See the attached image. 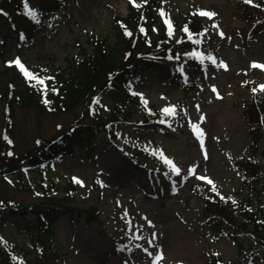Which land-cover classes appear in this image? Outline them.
Here are the masks:
<instances>
[{
  "label": "rangeland",
  "instance_id": "obj_1",
  "mask_svg": "<svg viewBox=\"0 0 264 264\" xmlns=\"http://www.w3.org/2000/svg\"><path fill=\"white\" fill-rule=\"evenodd\" d=\"M165 1L161 7L165 15L160 17L166 20L184 15L182 11L187 15L216 13L213 18L200 15L202 65L185 67L183 80L173 81L144 67L124 90L102 89L90 102L106 124L88 148L77 146L50 167L27 170L17 181L10 174L0 179V200L26 204L38 199L26 189L27 182L35 186L42 178L58 196L66 194L63 187L71 179L83 182H76L74 201L62 209L51 230L50 247L57 256L47 250L48 257L42 261L30 236L14 225H0V238L18 248L27 263L157 264L162 253L158 264H211V255L218 251L224 264H264V248L256 250L254 236L247 230L233 232L226 227L215 239L204 215L205 196L215 193L233 201L247 195L253 208H264V171L254 177L257 183L246 181L238 168V162L249 159L264 166V135L252 153V127L244 116L254 94L264 97L259 90L264 85V69L252 67L253 63L264 65V0ZM37 3L55 6L52 0ZM131 4L130 0H68L55 16L37 26L31 38L25 36L21 42L16 33L29 30L32 21L20 18L15 29L0 19L9 45L3 58L9 62L16 58L39 78L55 75L71 63L83 62L85 53L93 52L92 38L102 36L114 42V12L126 15ZM1 58L0 52V70ZM1 84L6 85L3 80ZM4 107L0 97V136ZM82 108L54 114L17 106L16 128L10 130L14 149L21 153L38 139L54 137L60 128L71 125ZM166 108H174L175 114H166ZM94 118L86 116L85 121ZM165 158L180 169L179 174ZM93 207L96 216L88 217L86 211ZM27 217L34 216L29 213ZM230 232L246 251L240 252ZM48 237L45 233L43 239Z\"/></svg>",
  "mask_w": 264,
  "mask_h": 264
},
{
  "label": "trees",
  "instance_id": "obj_2",
  "mask_svg": "<svg viewBox=\"0 0 264 264\" xmlns=\"http://www.w3.org/2000/svg\"><path fill=\"white\" fill-rule=\"evenodd\" d=\"M37 2L39 0H27V2L26 0H0V19H6L9 27L12 26L15 29L20 18L26 19L27 22L32 21V27L30 26L29 30L22 34L16 33L18 38L29 37L37 30V26L56 14L59 7L67 0H52L55 6ZM164 2L165 0H146V3H138L140 7L130 5L127 15L114 12L112 25L114 34L117 36L116 40L112 42L109 38L105 39L106 37L102 36L92 38L93 52L91 54L85 53L86 48L82 43V52L85 53L84 61L81 63L76 61L66 70L42 77L44 85L18 72L15 63L4 61L8 62V65H5L0 72V80L6 84L5 87H2V84L0 86V97L5 106V122L0 136V179H5L7 173L16 175L18 179L27 168H48L59 156L74 152L75 146L88 148L90 143L96 140L97 132H101L106 124L102 122L105 117H101L98 108L90 102L102 89L111 87L124 90L131 85L138 71L144 67L155 71L162 78L173 81L175 78L183 80L184 67L198 69L202 65L205 57L199 53V42L203 37L200 38L198 35L202 33L203 21L198 14L184 13L182 15V13V16H174L170 34L168 25L160 17L161 12H159ZM29 8L38 13L35 20L27 14ZM258 10L261 9L258 8ZM185 27L188 29L187 33L184 31ZM1 32L2 30H0V41H2L0 52L3 56L9 45L6 44V37ZM189 33H191V39ZM9 75L13 77L9 79ZM80 105L83 108L68 128H60L54 137L36 140L34 145L21 153L14 149V138L10 130L16 128L17 106L24 110L34 109L37 113L57 114L74 110ZM246 106L244 116L252 127L251 149L252 153H255L264 135V97L254 94ZM97 114L99 117L95 119ZM86 116H93V122L85 121ZM263 167L254 159L238 162V168L242 176L245 174L246 181L255 179L257 183L260 182L254 177L263 173ZM26 186V189L33 190L29 183ZM39 186L41 187L36 194L37 201L26 204L8 199L0 200V224L15 225L21 232L31 235L33 244L40 245L39 252L42 260L48 257L45 252L50 250V245L43 239L45 231L50 230L57 223L56 221L63 214L62 209L70 208L67 204L74 201L75 186L72 181L67 183L66 195L61 197L52 194L51 186L43 184V181ZM252 201L247 195L239 201L225 198L219 193L205 196V223L213 237L218 239L226 227L233 228V232L245 229L254 236L256 250H262L264 248V208H253ZM29 213L34 215L33 219H28ZM87 216L92 218L96 216L94 207L87 209ZM233 232L229 235L237 243L240 251H244V246ZM40 234L43 236L40 237ZM210 258L211 264H223L221 255L217 251ZM20 262L29 264L10 244L0 242V264H19ZM35 264H43V262Z\"/></svg>",
  "mask_w": 264,
  "mask_h": 264
},
{
  "label": "snow or ice",
  "instance_id": "obj_3",
  "mask_svg": "<svg viewBox=\"0 0 264 264\" xmlns=\"http://www.w3.org/2000/svg\"><path fill=\"white\" fill-rule=\"evenodd\" d=\"M26 2H27V0H26ZM130 2H132L133 5L136 6V7H140V6H141V5H137L136 2H135V0H130ZM145 3H146V0H145ZM245 3H252V0H245ZM257 6H258V5H257ZM27 14H28L31 18H33L34 20H35V19L37 18V16H38V13H37L34 9H31V8H29ZM198 14H199V15H202V16H207V17H209V18H213V17L216 15V13H213V12H206V11H201V12H199ZM161 15L163 16V15H165V14H164L163 12H161ZM165 23L168 25L169 33L171 34V30H172L171 21H170V20H166ZM214 27H218V25H214ZM141 31H144V30L141 29ZM184 31H185L186 33L188 32L187 27L184 28ZM126 34H127V35H131V33H126ZM219 34H220L222 37H223V35H224L223 32H220ZM189 38L191 39V33H189ZM169 58L171 59V57H169ZM210 59H211V58H210ZM213 62H215V61L213 60ZM14 63L22 69V71L24 72V74H25L26 77H28L29 79L37 80V83H39V84H41V85H44V80L41 79V78H38L35 74L30 73L27 69L24 68V66L20 63L19 60H16ZM221 66H222V67H225V68L227 67V65H224L223 63H221ZM252 67H257V68L264 69V65H259V64H256V63H253ZM259 90L264 91V85H261ZM213 91H215V89H213ZM253 91L255 92V91H257V89H253ZM144 103H145V105H147V101H146V100L144 101ZM163 111H164L166 114H169V115H174V114H175V109H174V108H166V109H164ZM195 127H197V126L194 125V128H195ZM200 134H201V136L203 135L202 130H200ZM9 142H10V141H9ZM9 154L11 155V153H9ZM161 155H163V154L161 153ZM205 158H206V153H205ZM165 162L168 163V164H170V165L172 166L173 170H174L177 174H179L180 169L177 168V167L174 165V163H173L172 161H170V160H168L167 158H165ZM190 171L192 172V174H195V169H191ZM74 179H76V178H74ZM199 179H204V180L207 181V183H209V184H213V182H212L210 179H207L206 177H199ZM76 182H77V183H81V184L83 183L82 181H79L78 179L76 180ZM213 190H215L214 187H213ZM149 223H151V222H149ZM136 238H137V239H143V237H139V236L136 237ZM0 242H3V241H2V238H0ZM145 251H147V249H145ZM217 255H218V254H217ZM163 258H164V257H163V254L161 253V254L156 258V260H157V264H158V261H159V260H162Z\"/></svg>",
  "mask_w": 264,
  "mask_h": 264
}]
</instances>
